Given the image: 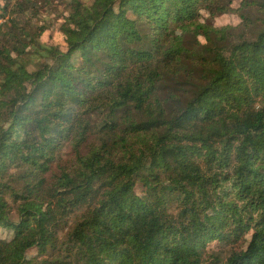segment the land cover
<instances>
[{"label":"trees","instance_id":"obj_1","mask_svg":"<svg viewBox=\"0 0 264 264\" xmlns=\"http://www.w3.org/2000/svg\"><path fill=\"white\" fill-rule=\"evenodd\" d=\"M234 1L0 0V264H264V0Z\"/></svg>","mask_w":264,"mask_h":264},{"label":"rangeland","instance_id":"obj_2","mask_svg":"<svg viewBox=\"0 0 264 264\" xmlns=\"http://www.w3.org/2000/svg\"><path fill=\"white\" fill-rule=\"evenodd\" d=\"M32 3L35 5V8L38 9V14L36 16H32L31 13H28L27 15H24V18H22V22L25 23H31V24H36L39 19L42 18V14L46 13H54L57 14V9L61 8L64 6L65 2L68 0H31ZM241 0H235L234 1V6L238 7L240 4ZM57 11V12H56ZM52 15V16H53ZM4 20L0 21L1 23ZM241 22V18L239 17L238 14L235 13H228L224 14L218 18L215 19V24L217 26H223L227 24H232V25H237ZM48 35L43 36V40L45 41L47 39ZM14 217H17L16 215ZM11 235V232L8 230H5V228H0V238H8ZM231 248V245H218L214 244L211 247V251L208 252V256L210 255H218V256H223L226 257L229 253V250Z\"/></svg>","mask_w":264,"mask_h":264}]
</instances>
